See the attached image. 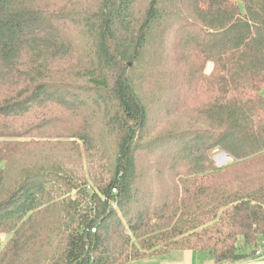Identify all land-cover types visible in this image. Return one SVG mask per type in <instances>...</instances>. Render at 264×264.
Segmentation results:
<instances>
[{
    "label": "trees",
    "instance_id": "obj_1",
    "mask_svg": "<svg viewBox=\"0 0 264 264\" xmlns=\"http://www.w3.org/2000/svg\"><path fill=\"white\" fill-rule=\"evenodd\" d=\"M1 234L0 264L264 255V0H0Z\"/></svg>",
    "mask_w": 264,
    "mask_h": 264
},
{
    "label": "rangeland",
    "instance_id": "obj_2",
    "mask_svg": "<svg viewBox=\"0 0 264 264\" xmlns=\"http://www.w3.org/2000/svg\"><path fill=\"white\" fill-rule=\"evenodd\" d=\"M209 69L210 68V65H207V67H206V69ZM183 117L185 116V115H182ZM181 120H172L171 122H170V124L168 125V128L167 127H164V126H162V127H160V128H158L157 130H156V134L157 133H161V131H163V130H165V129H174L178 124H180V123H177V122H180ZM221 155H226L225 153H223V152H221V151H215L214 152V154H213V160H214V162H215V165H216V167L217 168H219V169H221V168H223L224 166H226L228 163H230L231 162V158L229 157V156H227V160H220V157H221ZM7 236H5V235H3V234H1L0 235V240L2 241V242H5L6 240H7ZM243 244V239H242V237H239L238 238V241H237V246L239 247L238 248V252H243L242 251V247H241V245ZM245 250H247V251H250L251 250V247L250 246H247V247H245ZM182 254V253H181ZM181 254L179 255V257L178 256H176L175 258L176 259H171V258H174V257H172V255H168V256H166V257H159V258H151V260H156V259H159V262L160 263H163V264H168L169 262H174V264L175 263H179V259H180V257H181ZM203 255V254H202ZM204 256V255H203ZM205 257V256H204ZM147 260H150V259H147ZM226 263H228V261H224V262H221V263H214L210 258H209V264H226Z\"/></svg>",
    "mask_w": 264,
    "mask_h": 264
},
{
    "label": "crops",
    "instance_id": "obj_3",
    "mask_svg": "<svg viewBox=\"0 0 264 264\" xmlns=\"http://www.w3.org/2000/svg\"><path fill=\"white\" fill-rule=\"evenodd\" d=\"M242 253H248L249 251L245 250V247L242 249ZM135 264H163L159 262V259L156 260H146L140 263ZM168 264H174V262H169ZM175 264H209V260H207L201 253H196L192 250H186L182 252L181 257L179 259V263ZM231 264V263H226ZM232 264H264V255L257 257H248L241 261L234 262Z\"/></svg>",
    "mask_w": 264,
    "mask_h": 264
},
{
    "label": "built area",
    "instance_id": "obj_4",
    "mask_svg": "<svg viewBox=\"0 0 264 264\" xmlns=\"http://www.w3.org/2000/svg\"><path fill=\"white\" fill-rule=\"evenodd\" d=\"M260 244H261V245L264 244V239L261 240V243H260ZM256 254H258V255H260V256L262 255V250H261V248H258V249H257Z\"/></svg>",
    "mask_w": 264,
    "mask_h": 264
},
{
    "label": "bare ground",
    "instance_id": "obj_5",
    "mask_svg": "<svg viewBox=\"0 0 264 264\" xmlns=\"http://www.w3.org/2000/svg\"><path fill=\"white\" fill-rule=\"evenodd\" d=\"M227 160V156L226 155H221V157H220V160Z\"/></svg>",
    "mask_w": 264,
    "mask_h": 264
}]
</instances>
